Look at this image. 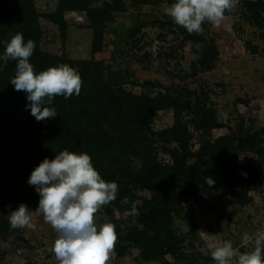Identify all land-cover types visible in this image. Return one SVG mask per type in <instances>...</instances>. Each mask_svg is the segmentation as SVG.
Here are the masks:
<instances>
[{"label":"rangeland","instance_id":"1","mask_svg":"<svg viewBox=\"0 0 264 264\" xmlns=\"http://www.w3.org/2000/svg\"><path fill=\"white\" fill-rule=\"evenodd\" d=\"M123 1L125 9L116 12L113 21L106 22L101 49L95 50L96 31L86 11L65 10L63 31L47 17L57 11L60 0H33L41 29V51L74 62L77 67L78 61L102 63L104 78L114 79L115 88L137 96L162 97L165 107L155 113L151 124L153 132L158 133L153 145L161 163L172 164L168 149L178 147L176 141L162 133L176 124L178 107L173 100L180 106L193 152H199L206 144H215L223 136L237 134L240 129L260 132L264 138V27L247 20L249 11L243 0H238L236 7L225 14L219 27L204 23L202 34L193 33L197 40L191 39L185 28L166 15L164 9L171 2ZM103 2L95 5L102 6ZM205 54L211 58L209 68L201 62ZM198 101L216 110L219 127L210 130L197 127V118L187 105L194 109ZM5 165L6 155L0 151V171ZM233 171L234 190L246 197L235 199L213 188L202 201L191 198L179 206V213L172 212L170 226L178 238L177 253H167L160 259L145 260L140 247L121 240L128 231L143 229L129 209L112 206L114 212L109 215L105 206L101 207L95 214L97 224L111 222L117 233L107 264H216L211 250L227 240L233 242L238 254L251 250L254 242L247 249L239 245L244 234L264 232V164L259 166L255 153L243 151ZM2 182L4 177L0 175V188ZM35 194L31 202L11 201L7 205V220L24 203L33 211L32 221L30 227L9 226L7 232L0 231V264H59L48 251L58 234L37 211L40 197ZM138 194L152 198L148 191ZM201 249L209 254L205 255ZM229 264L237 261L233 259Z\"/></svg>","mask_w":264,"mask_h":264},{"label":"trees","instance_id":"2","mask_svg":"<svg viewBox=\"0 0 264 264\" xmlns=\"http://www.w3.org/2000/svg\"><path fill=\"white\" fill-rule=\"evenodd\" d=\"M99 1L60 0L57 11L47 17L65 31V10L86 11L96 31L95 50H100L106 22L113 21L115 13L123 11L125 4L123 0H104L102 6L95 5ZM132 1L146 4L158 0ZM243 1L249 11L247 20L264 27V1ZM16 33H23L25 42L28 39L35 41L36 48L30 57L35 71L66 63L79 70L83 83L78 96L54 98L51 107L58 112L55 118L38 122L30 114L31 110H26L27 94L16 91L10 82L17 61L9 60L0 71V151L6 155V165L0 171L4 177L0 188L1 232H7L10 226L6 219L7 205L11 201L31 202L36 197L35 187L27 182L33 169L46 157L54 158L56 152L65 149L89 153L102 177L118 183L116 200L105 205L109 215H113L112 206L130 210V204L121 203L124 197L138 202L139 215L132 218L143 229H132L121 240L140 247L145 260L177 253L178 238L170 229L172 212L179 213L178 207L191 198L200 202L213 188L235 199L246 197L234 190V166L243 151L255 153L259 157V166L264 164L263 134L240 129L237 134L223 136L215 140V144H206L199 152H193L180 106L170 99L178 107L176 124L162 133L176 141L178 147L168 149L172 164L161 163L153 145L158 133L153 132L151 124L155 113L165 107L162 97L137 96L123 88H115L114 79L104 78L102 63L78 61L77 67L74 62L42 52L39 47L41 29L33 0H0V54L5 51L4 42ZM188 36L198 39L195 34L188 33ZM210 59L205 54L201 62L209 68ZM187 108L193 110L197 127L210 130L220 126L216 110L214 112L199 101L194 109L191 105ZM193 158L196 159L191 163ZM209 176L215 180L211 188L205 182V177ZM141 191L150 192L152 198L139 195Z\"/></svg>","mask_w":264,"mask_h":264},{"label":"clouds","instance_id":"3","mask_svg":"<svg viewBox=\"0 0 264 264\" xmlns=\"http://www.w3.org/2000/svg\"><path fill=\"white\" fill-rule=\"evenodd\" d=\"M238 0H174L164 9L175 24L182 26L189 34H202L204 23L219 27L226 12H231ZM5 51L0 54V71L9 60H16V70L11 84L16 91L27 94L26 110L39 122L55 118L57 110L51 107L56 96L69 99L79 95L82 78L79 70L68 64L51 66L35 71L30 57L36 48L32 39L25 42L23 33H16L4 42ZM28 184L35 187L40 199L37 211L44 221L58 234L49 253L55 255L59 264H107L117 240L115 225L111 222L97 224V211L116 200L119 185L116 181H106L94 166L87 152H56L54 158H45L36 166L28 178ZM209 188L215 180L205 177ZM122 204H130V214L139 215L138 202L127 197ZM32 210L24 203L8 215L12 229L31 226ZM251 250L239 252L231 240L224 241L211 250V258L216 264H229L235 259L237 264H264V232L255 235L244 234L239 248ZM208 255V251L201 249Z\"/></svg>","mask_w":264,"mask_h":264}]
</instances>
